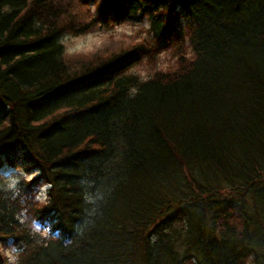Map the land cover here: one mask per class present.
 Listing matches in <instances>:
<instances>
[{"label": "trees", "instance_id": "1", "mask_svg": "<svg viewBox=\"0 0 264 264\" xmlns=\"http://www.w3.org/2000/svg\"><path fill=\"white\" fill-rule=\"evenodd\" d=\"M51 1L0 0V168L38 174L0 186L16 264H264V0H80L84 27ZM144 20L112 53L60 42Z\"/></svg>", "mask_w": 264, "mask_h": 264}, {"label": "rangeland", "instance_id": "2", "mask_svg": "<svg viewBox=\"0 0 264 264\" xmlns=\"http://www.w3.org/2000/svg\"><path fill=\"white\" fill-rule=\"evenodd\" d=\"M97 8L98 4L86 5L80 0H52L50 5L42 10L40 20L42 23H47L54 20L55 17H72L81 27H84L94 22L93 18L98 16ZM149 29L150 23L147 20L139 23L128 22L115 27L97 22L93 23L89 33L79 36L64 35L60 42L65 49L66 57L88 59L97 54L103 55L117 51L122 45L134 43L137 38H148ZM177 59L178 56L173 50L165 51L155 55L151 62L146 59L141 64L134 66L127 72V75L137 77L139 81H145L159 71L176 66ZM136 89L134 87L132 91L135 92ZM18 163L20 162L18 161ZM35 177H38L36 171L26 173L19 167H12L10 164H5L0 168V186L6 190L15 191L19 181L22 179L32 180ZM48 189L49 186H39L36 200L45 203ZM35 225L37 228H41L40 225ZM0 247L2 249L0 252H4L7 257L6 264H16L17 248L12 241L0 244Z\"/></svg>", "mask_w": 264, "mask_h": 264}]
</instances>
